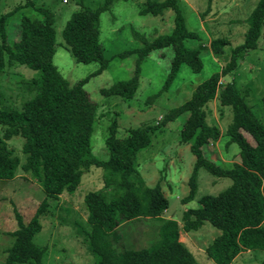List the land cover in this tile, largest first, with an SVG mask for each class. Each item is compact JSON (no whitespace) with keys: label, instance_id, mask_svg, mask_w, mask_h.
Listing matches in <instances>:
<instances>
[{"label":"trees","instance_id":"1","mask_svg":"<svg viewBox=\"0 0 264 264\" xmlns=\"http://www.w3.org/2000/svg\"><path fill=\"white\" fill-rule=\"evenodd\" d=\"M116 1L119 0H102L95 9L80 4V8L67 20L62 39L70 55L78 64L98 65L92 74L72 85L53 64L57 44L52 12L35 8L28 0L24 7L0 17V80L9 70L27 68L38 73L34 72L35 77L26 84L30 98L24 102L22 111L5 108L0 91V127L3 133L1 135L0 132V180H10L15 176L18 162L11 156L6 141L16 136L24 140L22 153L26 160L22 170L41 185L49 198L73 193L82 175L91 167L102 169V188L85 195L88 228L82 227L80 232L94 259L93 264H197L179 241V233L195 232L205 223L219 231L206 248V256L213 264H232L245 250H264V122L246 100V91L241 94L232 81L224 85L219 82L220 78L229 77L250 52L259 48L264 53V34H261L264 0H258L244 19L246 30L241 43L230 47L227 38H213L211 54L218 58L227 51L229 60L221 71L212 73L199 83L190 98L171 109L160 123L183 118L180 142L189 147L194 159L188 179L189 192L182 199L183 204L195 198L199 170L216 179H228L229 185L216 195L200 197L196 208L185 209L181 227L174 220H164L158 229V239L137 250H118L120 235L117 228L126 221L160 218L168 208L161 185L145 186L137 175L135 162L137 154L150 144L151 134L159 125L130 129L125 137L120 138L116 136V124L112 123L105 141L109 160H96L90 149L96 107L84 90L90 77L108 67L109 61L103 57L99 42V17L110 11ZM211 1L208 0L209 3ZM25 7L33 8L36 16L22 18L18 39L8 41L7 20ZM165 11L174 13L172 31L158 35L151 42L134 33L144 42L143 47L119 55L137 56L133 76L100 89L103 97L131 99L138 86L139 64L155 51L170 49L172 52L163 89L173 82L180 65H187L194 73L202 70L200 54L203 45L199 44L202 39L187 28L180 0H144L139 14L157 17ZM187 42L196 47L187 48ZM214 99L229 108L232 114L225 136L228 137L227 144L237 146L239 162L230 168L206 155L209 144L219 138V129L205 121V107ZM261 109L264 111V94L261 96ZM44 204L45 201L27 224L15 213L18 229L10 234L14 241L7 250L5 264H44L45 251L33 242L40 230L38 218L45 213Z\"/></svg>","mask_w":264,"mask_h":264},{"label":"rangeland","instance_id":"2","mask_svg":"<svg viewBox=\"0 0 264 264\" xmlns=\"http://www.w3.org/2000/svg\"><path fill=\"white\" fill-rule=\"evenodd\" d=\"M28 0H0V17L12 10L24 7ZM35 8H45L54 16L56 50L53 64L62 76L74 84L77 80L88 77L98 65L78 64L70 55L62 39V30L70 15L80 8V4L92 9L97 8L102 0H31ZM258 0H180V10L187 28L196 33L203 45L200 54L202 70L194 73L187 65H180L173 82L165 89L163 84L169 73L172 57L170 49L152 52L139 64L138 86L131 99L118 96L103 97L100 89L129 79L136 66L135 54L121 57V53L143 47L134 33H138L146 42H151L158 35L168 34L174 28L172 11L152 17L141 16L140 9L144 0L116 1L111 10L99 17V42L103 48V57L108 60V67L100 74L89 78L84 90L91 103L96 107L93 118V131L90 137L91 154L96 160L108 161L109 151L106 139L112 123L117 126V135L125 137L130 129L147 125H159L151 134L150 144L136 156L137 175L147 187L161 185L168 208L160 218H144L119 224L120 235L118 250L141 249L150 246L158 239V229L164 220H174L181 227L182 213L185 209L196 208L197 200L204 195H216L223 191L229 180L216 179L204 170L197 175L195 198L186 203L182 199L189 192L188 179L193 167V156L189 147L182 144L179 130L183 118L160 124L167 113L187 101L195 87L212 73L223 69L229 60L227 51L222 57H215L210 51V42L215 37H225L230 47L243 41L246 25L244 19L250 14ZM179 3V1H178ZM33 8L25 7L16 11L7 20L8 41L19 37V21L24 17L35 18ZM264 34V24L261 27ZM262 45V40L259 41ZM187 48L196 47L186 44ZM230 48L229 46H226ZM161 53V54H160ZM226 55V56H225ZM37 71L21 68L9 70L0 80L5 108L22 111L24 102L30 98L27 83L35 77ZM38 74V73H37ZM234 82L241 94L247 92L246 100L252 110L264 122L261 109V96L264 94V53L262 49L250 52L247 59L237 65L229 77H222V85ZM25 85V86H24ZM232 118L231 110L219 104L217 99L205 107V121L219 129V138L207 147L206 155L216 158L223 167L230 168L239 162L238 148L227 144L225 136ZM1 135L2 130L0 127ZM24 140L11 137L6 141L11 156L18 162L15 176L10 180H0V264H5L7 250L13 244L10 234L18 229L15 213L24 224L34 216L36 210L45 201V213L39 218L40 230L33 242L44 249V264H93L94 259L83 242L81 228H88L87 211L84 205L85 195L98 191L103 186V171L91 167L85 172L80 184L71 194L63 193L57 198H49L41 185L37 184L28 173L22 170L25 154L22 153ZM219 235V231L209 223L190 233H179V241L192 254L197 264H213L206 256V248ZM232 264H264V250H245Z\"/></svg>","mask_w":264,"mask_h":264}]
</instances>
